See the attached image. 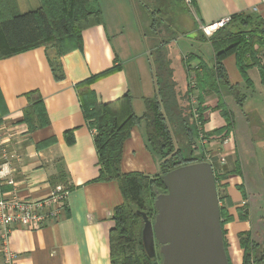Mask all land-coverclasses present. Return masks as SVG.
<instances>
[{"label": "crops", "instance_id": "0c3cea01", "mask_svg": "<svg viewBox=\"0 0 264 264\" xmlns=\"http://www.w3.org/2000/svg\"><path fill=\"white\" fill-rule=\"evenodd\" d=\"M97 1L102 23L82 31L81 48L60 56L62 79L54 78L45 46L0 59V91L6 106L0 121V165L9 161L10 168L7 179L0 178V197L38 200L48 196L57 185L67 189L58 219H49L38 228L0 225V264L4 243L16 254L14 264H111L108 232L114 225L112 210L122 197L115 181L95 180L98 165L93 132L84 119L75 84L117 65L116 70L94 81L90 88L101 102L116 100L128 92L132 109L141 115L145 110L143 98L154 94L148 57L157 56L156 36L162 33L155 34V24L150 27L151 15L145 7L146 22H142L144 16L132 0ZM16 3L19 11L24 12L38 7L40 1ZM184 3L189 7L191 21L176 36L170 24H166L164 34L168 37L162 38L166 43L161 50L170 60L176 90L182 93L188 79L194 77L193 71L187 76L182 58L195 54L190 62L195 69H200V62L211 66L214 61L209 42L199 37L200 25L249 12L264 18L261 0ZM181 37L196 41V45L188 42L187 48L185 42L179 44ZM258 56L264 62V50ZM223 65L229 82L202 92L205 121L198 127L204 134L198 133L192 147L194 154H204L218 176L219 205L232 216L223 226L226 251L231 264H240L238 235L249 231L255 238L264 239V84L258 68L252 66L246 70L251 80L248 85L234 55L225 57ZM31 89L41 93L49 120L32 131L23 121V110L28 104L24 93ZM242 93L244 98L238 102ZM193 95L196 103L191 99L189 102L194 107L198 104V89H193ZM221 102L230 112L233 126L211 133L226 124L221 109L216 108ZM69 129L71 143L64 137ZM121 165L126 172L159 173L158 157L147 145L143 120L130 130ZM59 174L62 176L58 177Z\"/></svg>", "mask_w": 264, "mask_h": 264}, {"label": "trees", "instance_id": "16d2710c", "mask_svg": "<svg viewBox=\"0 0 264 264\" xmlns=\"http://www.w3.org/2000/svg\"><path fill=\"white\" fill-rule=\"evenodd\" d=\"M39 1L38 7L21 12L16 0H0V59L45 46L49 50L48 62L52 74L59 80L64 77L60 56L81 48L82 31L102 23V11L97 0ZM148 11L151 16L156 12L150 9ZM199 37L209 42L214 61L211 66L200 62L201 64L198 63L200 69H195L190 65L195 54L190 53L182 58L187 76L193 71L195 77L190 81L188 79L183 93L176 90L170 60L161 51L166 42L164 40L159 42L156 48L157 56L148 57L154 94L143 98L145 110L141 115H137L132 109L128 92L116 100L101 102L90 88L94 81L116 70L117 65L92 74L75 84L84 119L94 130L93 143L98 165L95 180L115 181L122 197L121 202L112 210L114 225L108 232L111 264L161 262L162 256L158 251L151 257L143 246L141 238L143 214L149 219L155 215L153 201L157 194L166 191L162 174L183 164L207 161L203 153L194 154L192 144L198 133H203L198 127L205 121L203 111L206 107L202 105V92L229 82L223 59L228 55H234L236 66L248 85L251 84V80L246 70L256 66L264 84V62L258 56L259 51L264 50L263 17L252 12L233 14L229 22L211 35L201 33ZM194 88L198 89V104L193 107L189 101ZM24 96L28 104L23 110V121L26 122L28 130L32 131L48 124V116L39 90L31 89L26 91ZM243 98L242 93L237 97V101ZM224 105V102H221L216 108L221 109L226 124L211 133H220L233 126L232 116ZM5 113L6 106L0 91V121ZM141 120L146 125L147 145L158 157L157 174L122 170L124 143L130 135L131 128ZM64 137L71 143L72 129L66 130ZM49 141L51 139L41 144L45 145ZM60 176L62 174L58 175ZM214 177L217 187L218 176L215 173ZM231 218L232 216L220 205V224L225 251L227 244L223 226ZM238 242L242 249L240 264H260L264 260V239L255 238L249 231H245L238 235ZM155 247L158 249V245ZM227 259L228 264H231L228 255Z\"/></svg>", "mask_w": 264, "mask_h": 264}, {"label": "water", "instance_id": "95a60500", "mask_svg": "<svg viewBox=\"0 0 264 264\" xmlns=\"http://www.w3.org/2000/svg\"><path fill=\"white\" fill-rule=\"evenodd\" d=\"M166 188L157 194L155 215L143 214L141 238L153 264H228L220 224V205L209 161L177 166L161 175Z\"/></svg>", "mask_w": 264, "mask_h": 264}, {"label": "built area", "instance_id": "2783aa9c", "mask_svg": "<svg viewBox=\"0 0 264 264\" xmlns=\"http://www.w3.org/2000/svg\"><path fill=\"white\" fill-rule=\"evenodd\" d=\"M191 4V0H184ZM264 3V0H261ZM230 17L221 18L215 22L200 25V30L206 36L211 35L215 30L229 22ZM193 86V84H192ZM191 102H195V96L191 95ZM92 132L94 130L92 129ZM203 138V136H202ZM9 161L0 165V178L7 179L10 173ZM8 182H12L9 179ZM67 193V189L62 185L55 186L51 193L38 200H21L15 196L0 197V225L11 228L13 225H20L26 228L41 227L49 219H58L61 203ZM2 264H14L16 254L7 249L6 244L2 248Z\"/></svg>", "mask_w": 264, "mask_h": 264}, {"label": "rangeland", "instance_id": "374dc122", "mask_svg": "<svg viewBox=\"0 0 264 264\" xmlns=\"http://www.w3.org/2000/svg\"><path fill=\"white\" fill-rule=\"evenodd\" d=\"M132 1H133V4L137 5V9L141 17L144 16L143 21H142L144 23L146 22V18H145V11L143 12V8L145 7L146 9L157 10L154 13V15L151 16L150 21H149L150 27H152V25L155 24V27L153 29L156 32L155 33L156 35L157 33H159V35L162 33V35H160L161 37L156 36V39H159L155 41L156 48L159 42H161L162 38L166 39L168 37V35L164 34V31H166V24H170V27L172 28L171 31L172 33H174L173 36H176V35H179L183 30H185L188 27L189 22L191 21L190 19L191 14L189 11V7L188 5L184 3L183 0H132ZM146 32H147V28H145V33ZM183 42L186 43L187 48H190V45L188 44L192 43L191 39H188L187 37H181V39L179 40V44H185ZM195 42L192 44L196 45ZM182 46L183 45H181V47ZM156 48H155V55L157 51ZM206 57H208V52H207ZM156 251H158L157 248H156ZM260 264H264V260L260 262Z\"/></svg>", "mask_w": 264, "mask_h": 264}, {"label": "flooded vegetation", "instance_id": "af4514ba", "mask_svg": "<svg viewBox=\"0 0 264 264\" xmlns=\"http://www.w3.org/2000/svg\"><path fill=\"white\" fill-rule=\"evenodd\" d=\"M155 246H157V244H155Z\"/></svg>", "mask_w": 264, "mask_h": 264}]
</instances>
